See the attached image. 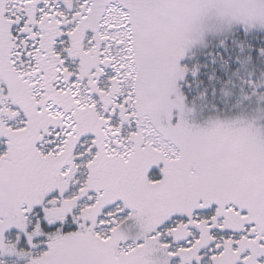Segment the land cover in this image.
Returning <instances> with one entry per match:
<instances>
[{"label": "snow or ice", "instance_id": "snow-or-ice-1", "mask_svg": "<svg viewBox=\"0 0 264 264\" xmlns=\"http://www.w3.org/2000/svg\"><path fill=\"white\" fill-rule=\"evenodd\" d=\"M0 264H264V0H0Z\"/></svg>", "mask_w": 264, "mask_h": 264}]
</instances>
